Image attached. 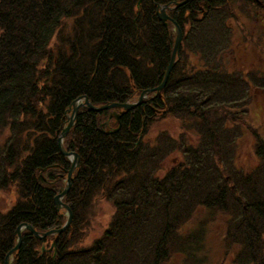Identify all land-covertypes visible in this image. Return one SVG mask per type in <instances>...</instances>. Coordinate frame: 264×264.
<instances>
[{
	"label": "trees",
	"instance_id": "trees-1",
	"mask_svg": "<svg viewBox=\"0 0 264 264\" xmlns=\"http://www.w3.org/2000/svg\"><path fill=\"white\" fill-rule=\"evenodd\" d=\"M184 1L142 0L137 8L138 0H0V195L13 197L0 208V264L19 225L41 234L65 222L53 201L70 167L57 138L72 102L125 103L161 84L175 39L172 24L157 17L165 5L183 38L164 88L121 114L114 133L117 123L106 121L113 109L79 108L64 140L79 157L63 199L70 225L43 239L23 230L9 264H202L217 218L228 264H264V123L248 122L253 89L264 95V69L235 72L227 60L258 4ZM189 54L198 63L188 70ZM164 116L179 131L147 137ZM243 134L255 159L246 170L234 160ZM96 194L113 214L82 246Z\"/></svg>",
	"mask_w": 264,
	"mask_h": 264
},
{
	"label": "rangeland",
	"instance_id": "rangeland-1",
	"mask_svg": "<svg viewBox=\"0 0 264 264\" xmlns=\"http://www.w3.org/2000/svg\"><path fill=\"white\" fill-rule=\"evenodd\" d=\"M165 14H167L165 12ZM249 14L244 15V40L240 41V35L236 34L237 39L233 37L232 45L234 47L233 53L228 60V69L232 71H242L247 72L254 67L261 66L264 69V37H260L258 34L260 29L255 23V10L251 7L249 9ZM239 17V16H238ZM253 19V20H251ZM242 21V20H241ZM264 24V22H261ZM238 24V23H237ZM242 24V22H241ZM256 32V35L255 33ZM263 33V32H262ZM247 35V37H245ZM183 59L186 61L188 70L197 65V59L195 55L183 56ZM245 67V68H244ZM245 69V70H244ZM254 91V103L252 104L251 114H248V122L250 123H264V95L261 93L260 89H253ZM147 96V95H146ZM144 96L143 98H145ZM138 97L133 99L132 103L137 102ZM161 130H166L169 133L175 134L179 129H177V123L169 116H164L162 119H158L155 124L150 128L147 137H153L156 132ZM251 139L249 135L243 134L241 141H238V151L234 158L238 162L239 166L242 168L248 169L250 165H253L255 162L254 155L251 150ZM64 183V181L62 182ZM96 197V198H95ZM94 205L92 208L91 214L87 215L89 223L87 226H84L82 229V246L90 245L95 239H97L101 233L108 226L111 216L113 214V207L109 201L101 198L100 194L94 196ZM13 197L11 193H3L0 195V208L6 211L11 203ZM63 201V200H62ZM64 202V201H63ZM65 219L66 214L64 213ZM199 220L202 217V214L199 212ZM84 224V223H83ZM82 224V226H83ZM219 224L221 225V220L216 219L208 228L207 243L203 251L202 264H228L229 255L226 257L223 256L225 248L220 240V230ZM177 264H185L183 262H177ZM195 264V263H188Z\"/></svg>",
	"mask_w": 264,
	"mask_h": 264
},
{
	"label": "water",
	"instance_id": "water-1",
	"mask_svg": "<svg viewBox=\"0 0 264 264\" xmlns=\"http://www.w3.org/2000/svg\"><path fill=\"white\" fill-rule=\"evenodd\" d=\"M140 1L141 0H138L137 4H139ZM185 1H189V0H185ZM184 2L178 3V4L175 3V5L180 6ZM167 8H168V5H165L162 8H160V11L157 13V17L164 24V26L167 25V23H166L167 21L172 22L174 29H175V40H174V44H173V48H172L170 62H169L168 66L166 68V71L164 73L163 80L158 87L154 88V90L157 92L161 91L164 88L165 84L167 83L169 75H170V73L174 67L175 62H176V56H178V52H179L181 42H182V33H181L179 26L174 21H171L170 18L165 14V10ZM148 92H151V90L143 91L142 94L140 95V97L138 98L139 100L135 103H108V104H103L101 106H93L90 104V102L88 101V99L85 96L79 97L74 102H72L70 108H68L66 110V114H67L66 125L64 126L60 135L57 138V147H58L60 153L70 161V167L67 171H65L67 174H66V182H65V186H64L63 190L57 196L54 197V205H55L54 208L56 211H59V209H64L66 211V214H67L66 222L64 223V225L61 228L56 229V230H50V231H47V232L42 233V234H39L38 232H36L34 230V228L28 224L19 225L15 231L16 237H17L16 245L13 247L12 250H10L7 253V255L5 257L4 264H9V262H8L9 256L20 247V243H21V234L20 233H21V230L23 228H26L27 230H29L35 238L43 239V238L50 236V235L60 234L70 224L71 217H72L71 210L66 204H64L61 201V199L68 193V191L70 189L72 174L77 170V168L79 166V157L76 153L66 151L64 149L63 140L66 137L69 130L73 127V125L76 121L78 109L85 107L90 111L99 112V111H103V110L110 109V108H121L122 111L120 112V114H122V113H125L126 111L133 109L137 105H139L141 100H142L143 95L148 93ZM120 114L115 115L116 119L119 118ZM52 247H54V243L52 244ZM42 250H43V248H42Z\"/></svg>",
	"mask_w": 264,
	"mask_h": 264
},
{
	"label": "flooded vegetation",
	"instance_id": "flooded-vegetation-1",
	"mask_svg": "<svg viewBox=\"0 0 264 264\" xmlns=\"http://www.w3.org/2000/svg\"><path fill=\"white\" fill-rule=\"evenodd\" d=\"M258 4L255 10V21L258 22L260 20L264 21V0H255Z\"/></svg>",
	"mask_w": 264,
	"mask_h": 264
}]
</instances>
